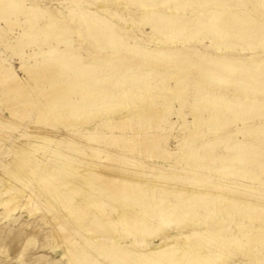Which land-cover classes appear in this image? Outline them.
<instances>
[{
    "label": "bare ground",
    "instance_id": "1",
    "mask_svg": "<svg viewBox=\"0 0 264 264\" xmlns=\"http://www.w3.org/2000/svg\"><path fill=\"white\" fill-rule=\"evenodd\" d=\"M141 2L148 6L149 14L154 13V25L159 26L160 18L166 10L168 13L169 0ZM24 3L0 0L2 11L7 15L21 14L27 23L35 19L36 14L34 8H28ZM128 3L135 5L134 1ZM257 4L259 8L252 17L262 20L264 0ZM46 9L50 30L53 28L69 36L71 32L66 31L69 22L59 20L56 12L53 14ZM209 15V25L202 29L195 25L187 34L179 36V43L189 44L191 37H196L194 43L198 38L201 41V38L213 36L211 40L215 41L226 37L231 24L229 15L211 11ZM3 21L9 23L7 19ZM88 28H91L89 24ZM111 31L109 40L105 36L96 37L97 47L103 50L107 44L116 52H122L124 28L113 26ZM4 32L0 27V44L6 49L16 48L17 41V45H13ZM47 34L44 31L43 37L48 38ZM72 34L80 45L78 37L83 31L76 29ZM63 37L56 38L61 40ZM191 45L182 51L185 57L181 67L191 65L193 69L198 63L185 59L193 54ZM93 52L90 57L97 61L96 65L88 63L89 59L86 61L83 56L87 67L79 69L77 63L78 70L74 69L72 76L86 73L93 79L91 77L102 70L104 57H96ZM71 60L60 59L59 53L51 50L40 62L21 65L22 77L10 65L0 64V123L8 124L7 131H24L23 135L13 137L4 132L0 124V142L10 140L8 149L0 154V216L4 221H11L17 212L23 211L26 220L38 216L35 221L23 225L30 235L40 234L47 239L49 250L58 256L61 264H264L261 256L264 251V167L260 168L259 176L251 172L252 181L260 185L257 188L228 181L243 168L239 165V154L232 151L235 142L226 144V156L214 161L208 147H201L207 134L219 127L220 122L204 121L193 104L189 107L191 120L183 122L178 130L181 137L174 136L173 139L182 147L177 155L167 149L168 137L164 132L173 129L165 118L167 113L163 107L169 104L168 100H173L170 97L180 96L186 88L179 72L169 76L162 97L151 93V87L147 90L144 83L131 92L129 80L120 87L101 86L93 91L91 82L80 86L76 80V84L66 81L68 73L65 74V70L76 63ZM251 63L248 60L247 64L251 66ZM44 84L48 87L43 88ZM65 93L73 95L68 94L70 97L66 98ZM157 99L162 106L157 104ZM130 109V113H125ZM131 113L137 116L131 118ZM160 145L164 148L159 149ZM114 151L118 152L116 157L112 154ZM227 155H234L236 161L226 158ZM152 160L165 161L167 166L155 165ZM217 162L219 168L214 166ZM194 192H197L196 196ZM39 225L43 227L40 229ZM6 254L7 249L0 244L2 263Z\"/></svg>",
    "mask_w": 264,
    "mask_h": 264
},
{
    "label": "rangeland",
    "instance_id": "2",
    "mask_svg": "<svg viewBox=\"0 0 264 264\" xmlns=\"http://www.w3.org/2000/svg\"><path fill=\"white\" fill-rule=\"evenodd\" d=\"M91 1H93V5ZM128 1L129 0H80V4L78 5L79 0H21V2H25L24 5L26 7L35 9L34 11L36 14V18L33 19L34 21H30L32 24L30 22L25 23L24 18L21 14L7 15L4 11H2L3 7L0 4V13H2L0 14V27L3 29V31H5L4 34H7H5V36H7V38L10 42H12L13 45L14 43L15 45L19 44L18 46H15L16 48L13 47L12 49H6L2 44H0V64L10 65L16 71V73L20 77H22L23 74L20 70V68L22 67L21 65H31L34 62H40L41 60H43V58H47V52L53 50L59 53L60 59H64L65 57L76 61L75 63L73 62V60H71L75 65L65 70V74L68 73L67 75H65L66 81L70 84L73 82H75L76 84L77 81V85L83 86V84L86 85L88 84V82H91L90 84L92 85L91 87L94 91L95 88L99 89L101 86L108 87L111 85L120 87L129 80V84L132 82L130 85L131 89H129L131 92H133V90L137 86H140V84L142 85L144 83L149 86H146L147 90L151 87L154 91L152 89H149V91L151 93L161 95V97L166 93V84H168L169 78L171 77V75H173V72L174 74L179 72L178 74L180 78L182 77V82L184 81L183 83L187 84H184V88H186L183 89V91L180 93V96L178 95L179 98L176 96L170 97V99L172 98L173 100H168L169 104L167 103L165 104L166 106L164 105L163 107L165 109V112L167 113V116L165 115V118L167 121H169V124L173 129L170 132L169 130L164 132L165 137H168L167 149H171V152L175 151L177 155L180 147H182L180 145V142H175L173 139L174 136L181 137L182 133L178 132V130L182 127L183 122L191 120L189 107L191 106V104H193L198 112V115L203 119L205 118L204 121L220 122L219 127H215L212 133L207 134L205 142L202 143V145L204 146H199V148H205V146L206 148L208 147L213 160L217 161L220 156H226L224 152L225 145H231L235 142V144H232L235 145V148H233L234 150L232 149V151L237 155L239 154V165L241 166V168H243L240 169L241 173L233 174L232 177L228 179V181L240 184L242 183L243 185H250L252 188L259 187V183L257 181L255 182V180L252 181L250 176L251 172H254V174L258 176L261 175L260 168L263 169L264 167V17L262 20H258L252 17L255 9L259 8L257 3L260 0H249L250 3H248L246 0H169V14L167 13V10L165 13V15L168 16V19L165 15L161 17L159 26L157 27H155L154 25L156 23L153 16L154 13H148V8H146L148 6H145L141 2L142 0H130L134 1L135 5H130ZM251 3H253V5H251ZM73 5L75 9L73 8ZM46 8L51 10L53 14L56 12L55 14L57 15L55 16L58 17V19L60 17L59 20H67L69 22L68 26H70L71 31L69 30L70 28H68V26H66V31H68V33L71 32L69 33L70 38L69 36H66L65 32H62L63 34H61V32L58 31V33L57 30H53V28L52 30H50V19L48 18V10ZM94 11L97 13H95ZM210 11L216 13L224 12L229 15V18H231V24H229L230 30L227 33V36L221 38L222 41H220L221 39H215V41L213 39L212 41L211 38L213 36L206 37L208 39L201 38V41L198 38V42L196 43H194L196 37H191V42H188H190V45L192 44V48L190 49H192L193 54L191 55V57L189 56L185 59L193 61L195 62V64L198 61V63L193 67L194 70L192 69L191 65H187L186 68L185 66L181 67V62L185 57L184 54H182V51L185 50L186 46L187 49H189L190 45L188 43L186 45L179 43L177 39H179L180 35L183 36L187 34L190 31V28L197 26V29H202L209 25L211 21L209 18L211 17V15H209ZM79 12L82 16L79 14ZM88 13L90 14L88 15ZM83 15L87 17L84 19ZM133 17L135 18L133 19ZM4 19L9 20V23L5 24L3 21ZM83 19L85 21H88H84L83 24ZM91 21L93 22L89 23ZM103 22L105 23L103 24ZM93 23H96L98 26H91V24L93 25ZM88 24L91 28H88ZM25 25L26 28H24ZM32 25L34 26V28ZM113 26L124 28V34L122 35V37L125 46L122 52H116L114 48L107 44L102 50L98 48L99 45H97V43L95 42L96 37L98 38L100 36H105L109 40L113 33L111 31V28ZM73 29L83 31V35L81 34L78 37L81 43L80 45L77 44L78 40L76 36L72 34V32L74 31ZM34 30L37 35H35L37 40H32L35 39ZM44 31L45 34L48 33V38H46V35L45 37H43ZM31 33L33 35H31ZM19 34H21V36H19ZM173 35H176V37H174ZM56 37H63V39L60 40ZM66 38L68 39L67 42H65ZM168 39L170 40V42ZM36 41L38 42L36 43ZM20 42L22 43L20 44ZM61 43H66V48L64 45H61ZM39 44L43 45H41L40 47ZM68 44H70L69 47L67 46ZM180 44H182V46H180ZM20 46H22L21 49H19ZM95 47L97 49L96 51ZM71 48L75 50L73 51ZM78 48L80 49V51L78 50ZM83 48H85V51L83 50ZM62 50H65V52L67 50L70 51L66 52V54ZM37 52L38 55H35L37 54ZM90 52H93L96 57H104H102L104 59L103 61H105L104 64H102L103 68L101 66L102 70H99L94 77H91L94 80L90 79V77H87L86 73H81L79 76H72V74H74V69H85L87 67L88 64L85 65L84 63H86L88 59V63L92 62L91 64L94 63L96 65L97 61L91 60L92 58L90 56L92 54ZM75 53L78 55H76ZM72 54L75 55L73 56ZM111 54H113L112 57L105 56ZM83 56L86 57V61L84 60ZM162 56H164L165 58ZM161 57L163 60H161ZM202 58L204 60H202ZM248 60L252 62L251 66L250 64H247ZM77 63H79L78 65H80L78 68ZM173 65L177 67L175 68ZM178 65L180 66L178 67ZM139 67H142V69H140ZM136 72H138L139 75ZM69 77L70 79H67ZM74 77L77 79H75ZM138 78L140 79L138 80ZM96 79L98 80L96 81ZM42 87H48V84H44L42 85ZM162 89L163 91H161ZM68 94L70 96L73 95L71 93H65L64 96H66V98L70 97ZM156 101L159 106H162L163 103L160 101V99H157ZM166 107L168 108V110L166 109ZM130 112L131 109L125 113ZM130 115L131 118L137 116L135 114L133 115V113H131ZM24 122H27V120H24ZM142 122L141 125L144 127L145 125ZM1 123L2 130L4 132L10 133L13 137L24 134V131L22 129V131L19 129L15 132L7 131L8 124L4 121H1ZM97 123L99 124V122ZM221 123L224 125H221ZM4 124L7 125L4 126ZM8 140L5 139L3 140V143L2 141L0 142V154L8 149L10 145V140ZM163 148L164 147L162 145L159 146V149ZM230 152L231 151H229V153ZM244 153L245 155L243 156ZM112 154L116 157L118 152L114 151L112 152ZM227 156L228 157L226 158L233 159V162L236 161V159H234V155ZM152 163L158 166H167V163L162 160H152ZM218 163L219 162L215 163V168H219ZM196 193L197 192H194L195 196L197 195ZM25 216V211L19 213L17 212L14 215L13 219L9 222L8 220L4 221V219L0 216V240H2L0 241V244H2L7 249V254L4 257L3 263L2 261H0V263L61 264L62 261L58 259V256L51 252V250H49L50 248L47 239L40 236V234L30 235L28 229H26L23 225V223L35 221L38 216L27 220ZM225 220L227 219L225 218ZM35 224L36 222L33 223V225ZM42 227V225H39L40 229ZM231 227L232 229H234L233 225ZM44 231H46V228L44 229ZM261 256L264 257V251L261 252ZM255 259H257V257H255Z\"/></svg>",
    "mask_w": 264,
    "mask_h": 264
}]
</instances>
